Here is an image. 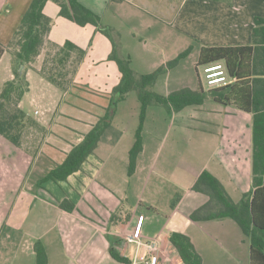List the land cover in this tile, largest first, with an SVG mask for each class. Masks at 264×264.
Masks as SVG:
<instances>
[{
    "label": "crops",
    "instance_id": "crops-1",
    "mask_svg": "<svg viewBox=\"0 0 264 264\" xmlns=\"http://www.w3.org/2000/svg\"><path fill=\"white\" fill-rule=\"evenodd\" d=\"M31 2L0 0L3 45L14 40ZM81 2L112 29L120 53L130 58L136 73L158 71L153 89L161 95L198 89L202 80L194 68L197 72L201 48L248 45L255 16L264 17V0ZM44 12L53 25L41 53L24 64L29 90L20 102L36 123L20 146L0 138V264H36L39 240L49 264H125L110 250L114 246L129 258L126 241L141 215L142 239L158 241L157 264H185L170 241L174 231L191 237L204 264L211 256L218 264H250V237L233 218H191L210 199L194 189L205 170L219 178L236 202L253 190V115L233 104L211 96L212 105L205 104L206 97L204 103L179 111L148 105L143 148L130 172V150L141 123V102L137 91H131L116 105L111 124L81 168L65 180L43 181L105 116L122 78L111 57L115 44L110 36L61 16L54 0ZM66 40L86 54L64 91L41 69L45 51L51 52L48 47ZM15 50L9 47L0 58V89L15 77ZM187 50L175 65H168ZM65 199L74 203L72 210L60 205Z\"/></svg>",
    "mask_w": 264,
    "mask_h": 264
},
{
    "label": "trees",
    "instance_id": "trees-1",
    "mask_svg": "<svg viewBox=\"0 0 264 264\" xmlns=\"http://www.w3.org/2000/svg\"><path fill=\"white\" fill-rule=\"evenodd\" d=\"M49 0H32L24 14L14 40L10 45L0 42L2 54L15 47V77L3 85L0 90V134L15 146L22 144L26 129L35 124L34 118L21 106L20 102L29 90L26 72L20 73L22 64L29 65L41 53L47 35L53 25V19L45 14V5ZM60 6V15L79 25L92 24L111 37L115 47L111 57L116 59L122 78L114 90L112 102L104 117L85 136L84 140L69 152L65 161L52 169L43 179L65 180L78 171L82 164L95 151L106 128L111 124L116 112V105L135 90L141 102V123L136 132V141L130 150V172L135 169L137 155L143 148L142 122L148 105L160 103L169 109L179 111L189 105L204 103L208 94L215 100L233 104L241 110L252 113V166L253 190L243 194L239 202L234 201L223 184L214 174L205 170L194 184V189L209 195L207 203L192 212L191 218L196 221H207L231 217L251 240V264H264V17L255 16L252 42L239 46H204L201 48L198 65L215 61H224L227 70L236 80L226 86L206 90L202 83L196 90L185 88L168 95H161L153 89L158 71L149 74H138L131 66L130 58L121 54L116 45L115 34L107 28L101 17L85 6L81 0H54ZM53 51L47 53L41 74L62 90H67L73 81L72 76L84 58L86 50L71 40L62 45L52 44ZM188 50L168 63L175 65ZM51 64V65H50ZM71 64V69H66ZM66 69L65 72L62 70ZM70 76V77H69ZM41 181V182H43ZM178 197L174 200L175 205ZM60 205L72 210L74 203L65 199ZM170 241L177 249L185 264H204L203 257L197 251L191 237L182 232H171ZM36 264H49L47 249L42 240L35 243ZM111 254L117 260L132 264L114 246Z\"/></svg>",
    "mask_w": 264,
    "mask_h": 264
},
{
    "label": "built area",
    "instance_id": "built-area-1",
    "mask_svg": "<svg viewBox=\"0 0 264 264\" xmlns=\"http://www.w3.org/2000/svg\"><path fill=\"white\" fill-rule=\"evenodd\" d=\"M204 78L208 89L223 87L233 83L236 78L231 76L222 61L204 64ZM36 113H39L37 110ZM144 215L139 216L137 225L127 238L128 256L132 264H157L159 245L156 239H142Z\"/></svg>",
    "mask_w": 264,
    "mask_h": 264
},
{
    "label": "rangeland",
    "instance_id": "rangeland-1",
    "mask_svg": "<svg viewBox=\"0 0 264 264\" xmlns=\"http://www.w3.org/2000/svg\"><path fill=\"white\" fill-rule=\"evenodd\" d=\"M48 48H49L51 51L54 50V49H53V46L48 47ZM48 51H49V50H46V51H45V55H44L45 58L47 57V53H48ZM50 65H51V64H50ZM71 68H72L71 64H68V66H67L66 69H71ZM66 69L62 70V72H65ZM198 74H199V77H201V80H202V83H203L204 88L207 90V85H206V81H205V78H204V66H203V64L198 65V67H197V72H196V70H195V68H194V75L197 77ZM69 77H70V76H69ZM2 87H3V86H2ZM1 89H2V88H1ZM1 89H0V90H1ZM135 92H136V91L133 90V93H134L133 95H136ZM132 102H133V100H132V98H131V100H129V103L131 104ZM205 104H206L207 106L213 104V100H212L210 94L207 95V100H206V103H205ZM195 123H197V122H195ZM28 129H29V128L26 129L24 135L28 133ZM0 138L4 139V140L7 141L8 143H11V142L8 141L7 138H5V137H4L3 135H1V134H0ZM222 258H223V257H222ZM218 263H219V259H218L217 257H214V256L212 257V256H211L210 258H208V264H218ZM220 263L222 264V261H221ZM250 264H251V262H250Z\"/></svg>",
    "mask_w": 264,
    "mask_h": 264
},
{
    "label": "water",
    "instance_id": "water-1",
    "mask_svg": "<svg viewBox=\"0 0 264 264\" xmlns=\"http://www.w3.org/2000/svg\"><path fill=\"white\" fill-rule=\"evenodd\" d=\"M23 69H24V64H22L21 67H20V73L23 72Z\"/></svg>",
    "mask_w": 264,
    "mask_h": 264
}]
</instances>
